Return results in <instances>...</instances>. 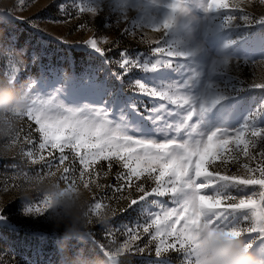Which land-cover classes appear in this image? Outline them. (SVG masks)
Wrapping results in <instances>:
<instances>
[{
    "label": "snow or ice",
    "instance_id": "snow-or-ice-1",
    "mask_svg": "<svg viewBox=\"0 0 264 264\" xmlns=\"http://www.w3.org/2000/svg\"><path fill=\"white\" fill-rule=\"evenodd\" d=\"M253 2L254 0H208V5L210 9L242 13L239 19L244 22L264 24V15L257 18L248 12V6ZM259 4L264 5V0H259ZM20 5L24 6V0H20ZM74 6L80 14L88 13L95 17L101 13L99 3L83 2ZM60 8L67 12L64 4ZM22 19L11 12L0 14V21L4 24ZM234 19L237 17L225 16L226 23ZM122 21L127 22V17H121L117 25ZM26 22L30 27L42 31L36 24ZM80 27L85 28L86 25L81 24ZM137 30L140 29L125 27L123 32L134 38ZM152 30L159 34V38L149 41L144 32L140 36V43H154L156 47L151 48L154 56L163 57L169 62L176 59L175 53L160 46L162 29ZM43 38L42 36V40ZM55 39L63 44L70 43L65 37L57 36ZM106 45L110 46L105 47ZM118 46L113 39H98L95 36L75 43V47L86 52L91 50L89 55L99 54L105 63L114 64L118 70L112 71V75L123 82L127 73L143 65L127 48L120 52L118 59H109L106 53ZM254 46L264 48V35L255 39ZM17 53L23 54V50L16 52L9 46L3 52L10 69L5 73H11L15 82L19 83V69L13 60ZM241 62L249 65L247 61L227 57L215 62L213 71L219 75L220 82L209 84L206 92L200 96H191L184 91L183 86L176 84L153 89L142 81H130L129 88L155 101L151 108L145 107L142 113L135 104L129 106L138 115H143L144 120L152 121L154 127L151 129H143L140 120L135 117L134 122L129 121L127 117L120 115L123 110L119 108L113 113L110 108L94 106L91 109H76L66 106L60 99L63 84L50 93H42L43 89L51 88L57 81L66 80V76L47 82L41 79L39 91L36 81L30 80L33 100L25 117L38 126L35 129L39 133L38 147L31 132L21 140L19 131V136L13 143L33 145L35 150L25 152L21 147L20 151L32 164L43 162L47 165L48 171L38 173L40 175L54 173L52 161L46 158L45 152L52 157L53 152L58 151L59 164L64 165L69 160L65 149H71L83 166L79 181L85 187H103L94 179H84L86 173L92 175L89 169L100 161H108L109 169L112 162H116L126 170L117 173L116 177L121 183L115 186V192L129 190L128 196L118 197L130 200L127 208L120 211H126L143 201L145 203L139 209L143 214V222H137L135 227L124 225L120 229L107 230V236L111 237L107 245L93 240L98 249L110 258L111 264H128L129 257L126 254L144 253L146 249L151 251V245H154L155 256L161 258L159 264H168L167 256L173 252L182 254L183 264H192L194 247L189 249L186 244L201 226L210 227L226 236L243 237L250 244L264 245V99L258 103L235 99L250 90H261L264 93V79L260 82L253 79L246 87L243 86L244 82L239 76L232 75L241 71ZM257 63H264V58L250 64ZM88 71H93L91 66ZM224 101L228 103H223ZM241 157L249 161L239 165L244 170L243 174H227L228 165L238 163ZM218 161L225 172L209 170V166H217ZM252 161L256 162L255 167L250 166ZM57 170L61 169L57 166ZM22 175L28 176L27 173ZM59 179L68 181V187L77 183L75 179H71V169L68 166L62 168ZM137 181L143 183H134ZM148 182L155 185L150 190L145 187ZM133 186L141 194L137 198H131L130 189ZM247 186H259L260 190L247 194ZM229 188H234L236 194H231ZM3 190L7 191L8 186ZM151 197H168L170 205L159 199H149ZM148 205L151 207H146ZM47 207V198L40 196L36 203L28 199L22 213L26 217L44 216L47 214ZM115 211L107 204L93 200L88 211L89 222L104 224L107 215ZM0 213H3V207H0ZM7 219L6 215L0 214V222ZM241 219L248 222L247 227L240 226ZM117 233L127 239L119 243ZM144 234L150 239L141 247L137 242L141 241ZM87 239H92L91 232Z\"/></svg>",
    "mask_w": 264,
    "mask_h": 264
},
{
    "label": "rangeland",
    "instance_id": "rangeland-1",
    "mask_svg": "<svg viewBox=\"0 0 264 264\" xmlns=\"http://www.w3.org/2000/svg\"><path fill=\"white\" fill-rule=\"evenodd\" d=\"M83 2L99 3L101 13L95 17L88 13L80 14L74 5ZM61 4L65 5L67 12L60 8ZM247 10L257 18L264 15V5H260L259 0H254ZM4 12H11L12 15L23 19L11 24L0 23V75L10 71L7 56L3 54L4 49L11 46L16 52L23 50L24 64L19 68V83L36 81V88L39 91L41 79L47 82L66 76V80L57 81L51 88L43 89L42 93H50L63 84L60 99L66 106L76 109H91L94 106L110 108L113 113L119 108L123 110L120 115L127 117L129 121H133V117L139 119L143 129L154 127L152 121L144 120L143 115H138L129 106L135 104L142 113L145 107L151 108L155 101L134 92L128 86L130 81H142L153 89H163L170 84H176L183 86L187 94L200 96L206 92L209 84L220 82L219 75L213 71V65L224 57L249 63L244 65L241 62V71L232 73L239 76L244 82L243 86L246 87L253 79L256 82L264 79V63L250 64L254 60L264 58V48L254 46L255 39L264 35V24L244 22L239 19L242 13L210 9L208 0H24L23 7L20 0H0V14ZM228 15L236 16L237 19L226 23L225 16ZM124 16L127 17V22L122 21L117 25ZM26 21L36 24L42 31L30 27ZM57 21L61 23H56ZM81 24L86 27L81 28ZM125 27L138 28L143 32L137 30V35L133 38L124 34ZM155 28L162 29L160 46L177 56L171 62L152 54L151 48L156 47L154 43H140V36L144 32L147 33L149 41L159 38V34L152 30ZM57 36L67 38L70 43L63 44L55 39ZM93 36L98 39L108 37L119 45L106 53L109 59H118L120 52L127 48L143 67L127 73L123 82L117 80L112 75V71L118 70L114 64L108 65L99 54L89 55L88 52L91 50L86 52L75 47L77 41L82 42ZM90 66L92 72L88 71ZM242 95L235 99L255 103L264 99L261 90H250ZM36 127L38 126L34 121H29L25 117L19 131L21 140L31 132L32 139L38 147L39 133L35 131ZM21 147L25 152L29 149L35 150L33 145L22 143L17 149L0 150V207H3V213L0 214L8 218L7 221L0 222V264H62L59 233L47 219V214L26 217L22 213L27 200L31 199L36 203L40 194L33 192L30 198H26L16 190L17 187H12L25 182L23 173L35 175L48 171L47 165L43 162L32 164L29 158L21 154ZM44 155L52 161L54 173L60 176L62 168L68 166L71 169V179L79 182L83 166L71 149H65V155L69 160L65 161L64 165L59 164L58 151H54L52 157L47 156V152ZM245 162L249 161L241 157L238 163L229 164L227 174H243L244 170L239 165ZM255 164V161L250 162L252 167H255ZM108 165V161H100L89 169L92 175L86 173L84 177L85 180L94 179L103 185L101 188L92 185L91 202L96 200L116 210L107 215L104 224L90 225L92 239L86 242V246L94 251L99 249L93 240L108 244L111 237L107 236V230L120 229L124 225L135 227L137 222H143V214L139 210L140 205L145 203L143 201L126 211H120L127 208L130 200L118 197L128 196L129 190H124L123 193L115 192V186L121 183L116 177L117 173L126 170L116 162H112L111 169ZM57 166L61 170H57ZM209 170L225 172L219 161L217 166H209ZM60 182L62 185L68 183L64 180ZM6 185L8 190L4 191ZM153 186L155 185L152 182L145 184L148 190ZM259 190V186H247L246 192L251 194L252 191ZM130 191L131 198L141 195L135 191L134 186ZM228 191L236 194L234 188H229ZM153 198L155 197L149 199ZM155 199L170 205L168 197ZM240 226L247 227L248 222L241 219ZM116 238L119 243L127 239L119 233ZM149 239L150 237L144 234L137 243L143 247ZM70 245L73 252L81 247V243L75 239ZM150 248L151 251L146 249L144 253L126 254L129 257L128 264H159L161 258L155 256L154 245ZM167 260L168 264H183L182 254L179 253H170Z\"/></svg>",
    "mask_w": 264,
    "mask_h": 264
},
{
    "label": "clouds",
    "instance_id": "clouds-1",
    "mask_svg": "<svg viewBox=\"0 0 264 264\" xmlns=\"http://www.w3.org/2000/svg\"><path fill=\"white\" fill-rule=\"evenodd\" d=\"M0 23H4L0 21ZM15 66L23 64V55L13 56ZM33 93L29 81L16 83L11 73L0 75V150L19 148L13 143L19 136L21 123L32 105ZM17 191L26 198L33 192L47 198L49 221L59 233L62 264H111L104 252L86 246L92 223L88 215L92 185L79 181L71 187L62 185L57 173L28 175ZM77 240L81 247L72 251L70 242ZM186 247H194L192 264H264V245L249 243L243 237L226 236L210 227L196 230Z\"/></svg>",
    "mask_w": 264,
    "mask_h": 264
}]
</instances>
